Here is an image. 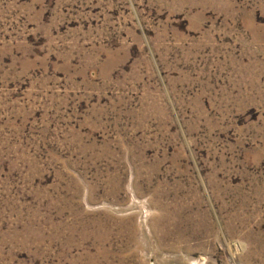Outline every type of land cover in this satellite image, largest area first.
Returning <instances> with one entry per match:
<instances>
[{"label":"rangeland","instance_id":"1","mask_svg":"<svg viewBox=\"0 0 264 264\" xmlns=\"http://www.w3.org/2000/svg\"><path fill=\"white\" fill-rule=\"evenodd\" d=\"M0 264H264V0H0Z\"/></svg>","mask_w":264,"mask_h":264}]
</instances>
